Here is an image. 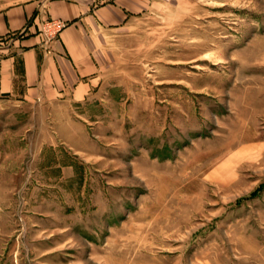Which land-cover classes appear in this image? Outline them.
Listing matches in <instances>:
<instances>
[{"label": "rangeland", "instance_id": "obj_1", "mask_svg": "<svg viewBox=\"0 0 264 264\" xmlns=\"http://www.w3.org/2000/svg\"><path fill=\"white\" fill-rule=\"evenodd\" d=\"M109 45L88 145L35 158L0 106V264H264V0H164Z\"/></svg>", "mask_w": 264, "mask_h": 264}, {"label": "crops", "instance_id": "obj_2", "mask_svg": "<svg viewBox=\"0 0 264 264\" xmlns=\"http://www.w3.org/2000/svg\"><path fill=\"white\" fill-rule=\"evenodd\" d=\"M162 2L50 0L0 11V106L25 108L32 147L41 148L35 158L45 148L88 145L98 100L108 96L102 89L109 43ZM48 19L66 23L51 42L42 33Z\"/></svg>", "mask_w": 264, "mask_h": 264}, {"label": "built area", "instance_id": "obj_3", "mask_svg": "<svg viewBox=\"0 0 264 264\" xmlns=\"http://www.w3.org/2000/svg\"><path fill=\"white\" fill-rule=\"evenodd\" d=\"M66 27V23L57 19H48L43 22L42 33L46 40L51 42L60 35L63 29Z\"/></svg>", "mask_w": 264, "mask_h": 264}, {"label": "bare ground", "instance_id": "obj_4", "mask_svg": "<svg viewBox=\"0 0 264 264\" xmlns=\"http://www.w3.org/2000/svg\"><path fill=\"white\" fill-rule=\"evenodd\" d=\"M227 168H228V166L220 167L219 169L214 171L212 178H218Z\"/></svg>", "mask_w": 264, "mask_h": 264}]
</instances>
